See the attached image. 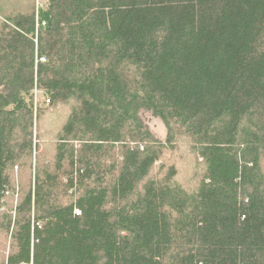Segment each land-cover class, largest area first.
<instances>
[{"label":"trees","instance_id":"16d2710c","mask_svg":"<svg viewBox=\"0 0 264 264\" xmlns=\"http://www.w3.org/2000/svg\"><path fill=\"white\" fill-rule=\"evenodd\" d=\"M263 39L264 0H0V264H264Z\"/></svg>","mask_w":264,"mask_h":264},{"label":"rangeland","instance_id":"374dc122","mask_svg":"<svg viewBox=\"0 0 264 264\" xmlns=\"http://www.w3.org/2000/svg\"><path fill=\"white\" fill-rule=\"evenodd\" d=\"M35 2L37 4V6L41 7L42 0H35ZM262 43L264 44V39H263ZM41 101H42V97L38 91L37 96H36V100H35L36 106H38L39 102H41ZM40 105H41V103H40ZM138 115L140 117V120L144 124V126L148 129V131L152 134V136L154 138L159 139V140H163L165 138L166 128H165L163 122L161 121V119L159 117L153 115L151 110H147V109L142 108L138 111ZM33 141L36 142L35 132H34ZM34 156H35V151L33 153V157Z\"/></svg>","mask_w":264,"mask_h":264},{"label":"built area","instance_id":"2783aa9c","mask_svg":"<svg viewBox=\"0 0 264 264\" xmlns=\"http://www.w3.org/2000/svg\"><path fill=\"white\" fill-rule=\"evenodd\" d=\"M33 93H34V96H35V100H36V96H37V93H38V89L35 87L33 89ZM34 223V222H33Z\"/></svg>","mask_w":264,"mask_h":264}]
</instances>
